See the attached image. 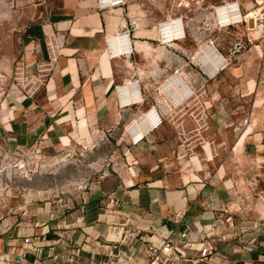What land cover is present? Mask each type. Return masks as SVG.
Wrapping results in <instances>:
<instances>
[{"label":"crops","instance_id":"crops-1","mask_svg":"<svg viewBox=\"0 0 264 264\" xmlns=\"http://www.w3.org/2000/svg\"><path fill=\"white\" fill-rule=\"evenodd\" d=\"M136 1L140 0L104 11L96 9L94 0L35 3L16 77L5 91L8 111L0 115L1 125L25 142L85 144L100 132L101 124L103 132H108L119 123L113 114L116 105L141 112L145 101L120 107L115 88L124 83H138L141 90L148 87L150 83L131 73L136 64L132 56L145 53L151 42L160 49L166 46L156 41L160 19L146 29ZM126 30L132 52L111 56L106 39ZM210 160L204 163L185 155L176 174L146 180L129 174L107 178L83 201L73 238L50 230L49 210L37 212V222L45 227L24 231H29L25 236H32L38 252L23 256V240L2 237L0 264H115L118 257L120 264H148L138 252L143 240H160L173 233L175 237L184 234L183 242H192L203 231L213 237L215 251L207 263L198 264H264V212L222 228L223 219L230 218L235 187L219 171L210 170Z\"/></svg>","mask_w":264,"mask_h":264},{"label":"rangeland","instance_id":"rangeland-1","mask_svg":"<svg viewBox=\"0 0 264 264\" xmlns=\"http://www.w3.org/2000/svg\"><path fill=\"white\" fill-rule=\"evenodd\" d=\"M39 1L0 0V115L8 111L5 91L16 77L23 38L29 34L35 17L31 12ZM220 1H136L146 29H151L154 19L167 16H182L186 26V38L178 45L160 49L151 42L145 53L132 56L136 64L131 73L150 83L141 90L145 101L141 112L154 104L163 120L157 132L138 144H133L126 128L140 112L117 105L113 114L119 123L108 132H103L101 124L100 132L85 144L25 142L0 123V238L23 240L29 233L24 229H43L45 224L36 217L43 210L51 214L52 232L73 238L83 201L104 180L121 174L138 180L176 174L185 155L204 163L211 159L210 170L234 184L230 218L223 219L222 228L264 212V41L257 39L231 57L230 48L247 34L238 28L217 31L210 27L208 8ZM208 40H214L231 59L223 72L207 80L189 66L194 52ZM172 54L178 55L176 59ZM174 68L192 88L191 97L178 106L171 105L160 88Z\"/></svg>","mask_w":264,"mask_h":264},{"label":"built area","instance_id":"built-area-1","mask_svg":"<svg viewBox=\"0 0 264 264\" xmlns=\"http://www.w3.org/2000/svg\"><path fill=\"white\" fill-rule=\"evenodd\" d=\"M129 0H94L95 7L99 11L123 7ZM209 24L217 31L230 30L232 28L246 31L247 38H238L230 48V56L235 57L242 53L246 47L264 38V0H221L219 3L210 5ZM156 41L161 46H167L171 42H182L186 38V26L182 16H167L156 23ZM106 48L112 56L119 52L130 54L132 45L129 31L126 30L119 35L106 39ZM175 56H178L177 54ZM231 57H225L219 50L214 40H208L198 47L192 55L190 68L202 75L205 79H212L228 66ZM179 61V57H178ZM183 78V77H182ZM184 79V78H183ZM123 90L116 86V98L120 107L132 104H142L141 89L138 83H124ZM162 92L171 105L178 106L192 95V88L186 81L181 79L179 68H176L171 76L161 85ZM146 114L145 117H143ZM136 118V120H135ZM130 124L126 131L132 139L133 144L143 141L146 136L162 124V116L155 105L140 112ZM138 121V122H137ZM184 234L178 237L169 234L160 240H143L144 244L139 249V255L147 258L149 264H198L207 263L215 251V246L210 234L206 231L200 233L199 237L192 242H183ZM195 239L198 243L195 244ZM24 254L36 253L39 248L31 235L25 236L22 242ZM121 256L125 257L124 251ZM191 256H196L193 261ZM197 260V261H196ZM121 261V257H118Z\"/></svg>","mask_w":264,"mask_h":264},{"label":"bare ground","instance_id":"bare-ground-1","mask_svg":"<svg viewBox=\"0 0 264 264\" xmlns=\"http://www.w3.org/2000/svg\"><path fill=\"white\" fill-rule=\"evenodd\" d=\"M169 44H172V43H169ZM181 79L183 80V81H185L182 77H181ZM125 88V86L124 85H120L119 86V90L121 91V90H123ZM116 91V90H115ZM117 92V91H116ZM146 116V114L143 116V117H145ZM135 120H136V118H135ZM138 122V121H137Z\"/></svg>","mask_w":264,"mask_h":264}]
</instances>
